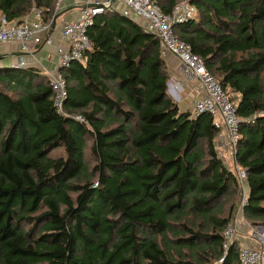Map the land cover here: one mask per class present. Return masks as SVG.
<instances>
[{
    "label": "trees",
    "instance_id": "obj_1",
    "mask_svg": "<svg viewBox=\"0 0 264 264\" xmlns=\"http://www.w3.org/2000/svg\"><path fill=\"white\" fill-rule=\"evenodd\" d=\"M56 1L0 0V26L34 7L52 21ZM154 1L170 14L179 0ZM193 3L199 19L174 31L238 106L244 213L264 227V0ZM87 35L86 64L62 69L65 112L85 123L58 112L37 69L0 67V264H195L186 251L241 264L240 245L223 246L232 220L214 213L239 187L218 156L214 118L181 110L160 40L132 18L108 11ZM196 217L206 221L198 231Z\"/></svg>",
    "mask_w": 264,
    "mask_h": 264
},
{
    "label": "built area",
    "instance_id": "obj_2",
    "mask_svg": "<svg viewBox=\"0 0 264 264\" xmlns=\"http://www.w3.org/2000/svg\"><path fill=\"white\" fill-rule=\"evenodd\" d=\"M64 1H56L55 16L62 10ZM193 1L179 0L170 14H164L154 0H88L76 21L62 23V36L69 44V49H60L55 69L45 72L53 90L54 105L58 112L82 123L86 122L80 115L73 117L65 112L68 86L62 69L70 67L74 62L86 63L88 60L87 51L91 49L87 35L88 28L94 24L97 16L108 11L119 12L122 16L135 20L147 33L160 40L162 55L164 57L172 55L178 60L179 72L186 83L196 82L199 85L201 95L194 102L192 117L195 118L202 114L211 115L214 118L215 128L226 136L227 150L235 159L242 122L238 115V106L231 100L220 81L208 70L204 60L193 52L189 44L180 40L174 31L176 26L195 20L198 16V8L192 3ZM32 13V19L24 20L18 24L7 23L3 19L0 26V43H15L21 52L30 55L39 47L51 46L53 41L50 38V33L55 16L52 21L46 22L41 9L34 7ZM26 65V61L22 60L18 67H26ZM171 84L168 83V93L172 98L179 100L184 87L178 83L172 82ZM237 179L242 186L245 183L248 185L247 173L241 167L238 169ZM243 193L246 194L244 187ZM249 194L245 197L247 200L244 206L248 202ZM241 232H243V227L239 222L232 221L227 225L223 245L226 253L237 241ZM249 234L255 244L240 247L239 261L241 264H262L264 262V228L252 227Z\"/></svg>",
    "mask_w": 264,
    "mask_h": 264
},
{
    "label": "crops",
    "instance_id": "obj_3",
    "mask_svg": "<svg viewBox=\"0 0 264 264\" xmlns=\"http://www.w3.org/2000/svg\"><path fill=\"white\" fill-rule=\"evenodd\" d=\"M88 0H65L62 6V10L57 14L61 15L58 20L56 27L52 29L50 33V38L53 41L51 46H42L37 49L32 55L25 54L20 51L19 46L15 43L3 44L0 43V67H13L18 66L19 62L22 60L26 61V68H35L39 73L43 76H46V71H52L55 69L59 54L58 51L60 49L68 50L69 44L63 39L62 36V23L64 21H76L81 13V9L84 4ZM33 10V9H32ZM120 14L119 12H116ZM121 15V14H120ZM33 13L31 12L28 16L24 17L22 21L32 19ZM199 19V14L195 20ZM168 63V68L171 74V80L173 83L182 84L184 87L183 93L187 91L188 97H195L194 99H198L201 95L199 91V85L196 82L186 83V80L182 77L179 72V62L172 55H166L164 57ZM86 64V63H82ZM170 95V94H169ZM183 97V96H182ZM179 106V100L172 98ZM183 102V98H182ZM195 102V101H194ZM181 108V106H180ZM226 136L223 134L221 138L217 140L218 148H226ZM250 231L241 232L237 239V244L241 246L254 245L255 243L252 241Z\"/></svg>",
    "mask_w": 264,
    "mask_h": 264
},
{
    "label": "rangeland",
    "instance_id": "obj_4",
    "mask_svg": "<svg viewBox=\"0 0 264 264\" xmlns=\"http://www.w3.org/2000/svg\"><path fill=\"white\" fill-rule=\"evenodd\" d=\"M172 82H173V80L169 81V84H171ZM186 93H187V91H185L184 94L180 95L179 104H180L181 110L183 112H190L193 115L192 110H193L194 101L196 99H194L195 97H188ZM182 98H183V102H182ZM222 135H223V133H221L219 137L221 138ZM219 137H218V139H219ZM216 143H217V141H216ZM92 146H93V139H90L88 142L86 153H85V161H86V165L88 166L89 173H91V171L93 170V168L96 166V163H97L94 155L92 154ZM225 146H226V144H225ZM216 148L218 151V156L223 161V164L225 165V167L237 176L239 166L235 162L234 157L231 156L229 150H227V147L226 148L223 147L220 149L216 145ZM61 153H63V151L58 150L54 153V156H58ZM92 178H94V176ZM96 186H97V180L94 181V187H96ZM243 187L246 189V194L243 193ZM248 194H249V188H248L247 183H245V185L242 186V184L239 182V187L236 190H233L223 200H221V202L219 203V205L215 209L214 213L217 215V217H219L221 219L228 218V219H231L232 221L239 222L243 227V232L250 231V228H252V227L253 228L262 227L261 226L262 222L261 223L258 222L260 224L253 225L252 222L248 221V219L246 218V215L244 213V203L247 200L245 197H247ZM232 210H234L233 213H232ZM232 215H234L233 219H232ZM191 221H193V218H191ZM194 221L195 222H193V223H194V230L195 231H198L200 229L199 224H201V222H206L202 217H196V219H194ZM212 228H213L212 225L210 223H207L204 233L210 232L212 230ZM180 232H181V230H180ZM185 234H187V233H182V235H185ZM169 238L173 239L174 236L169 235ZM159 242L163 248L168 247L167 240L162 241L159 239ZM184 253H186V255L189 257L192 256V259L195 261V264H209L201 256L193 255L191 251H186ZM216 260H217V258L213 257L210 259L209 262L220 263V261L217 262ZM262 264H264V262Z\"/></svg>",
    "mask_w": 264,
    "mask_h": 264
},
{
    "label": "water",
    "instance_id": "obj_5",
    "mask_svg": "<svg viewBox=\"0 0 264 264\" xmlns=\"http://www.w3.org/2000/svg\"><path fill=\"white\" fill-rule=\"evenodd\" d=\"M193 3V2H192ZM61 15H56L53 19V24H52V29H54L56 27V24H57V20L58 18L60 17Z\"/></svg>",
    "mask_w": 264,
    "mask_h": 264
}]
</instances>
